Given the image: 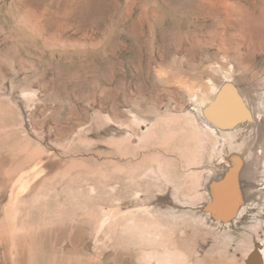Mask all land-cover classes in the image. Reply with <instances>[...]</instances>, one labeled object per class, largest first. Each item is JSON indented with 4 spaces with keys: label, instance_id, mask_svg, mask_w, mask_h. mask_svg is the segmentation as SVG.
Here are the masks:
<instances>
[{
    "label": "rangeland",
    "instance_id": "obj_1",
    "mask_svg": "<svg viewBox=\"0 0 264 264\" xmlns=\"http://www.w3.org/2000/svg\"><path fill=\"white\" fill-rule=\"evenodd\" d=\"M263 239L264 0H0V264Z\"/></svg>",
    "mask_w": 264,
    "mask_h": 264
},
{
    "label": "bare ground",
    "instance_id": "obj_2",
    "mask_svg": "<svg viewBox=\"0 0 264 264\" xmlns=\"http://www.w3.org/2000/svg\"><path fill=\"white\" fill-rule=\"evenodd\" d=\"M205 92H206V91H205ZM198 93H199V92H198ZM206 93H207V92H206ZM200 95H201V94H200ZM202 95H203V94H202ZM197 96H198V95H197ZM198 97H199V96H198ZM238 119H240V118L235 119L233 122H231V123L229 124V125H230V128L233 127V126H232L233 124H236V122L238 121ZM161 164H162V163H161ZM157 173H158V172H157ZM189 187H190V186H189ZM184 194L186 195V197H187V196H190V198H191L192 196H195V194L193 195V191H192V189H189V192H187V191H186V193L184 192ZM185 195H184V196H185ZM37 197H38V196H37ZM18 208H19V207H18ZM146 222H147V221H146ZM142 223H144V222H142ZM142 223H141V224H142ZM53 224H54V223H53ZM149 224H150V223H149ZM146 225H148V224L146 223ZM151 226H152V225H149L147 231H150ZM140 227H141V225H140ZM143 227H144V229H143V228H142V229L146 231V229H145V228H146L145 225H144ZM168 227H169V226H168ZM153 228H154V227H153ZM127 229H131V228H127ZM140 230H141V229H140ZM140 230H139V231H140ZM151 231H152V230H151ZM152 232H153V231H152ZM162 235H164V234H162ZM164 236H165V235H164ZM164 236H163V237H164ZM152 238H153V237H152ZM232 238H233V237H232ZM153 239H154V238H153ZM153 239H152V240H153ZM263 240H264V239H263ZM240 241H241V239H240ZM247 241H248V240H247ZM156 242H157V241H156ZM232 242H233V241H232ZM242 242H246V241H242ZM246 243H248V242H246ZM244 244H245V243H244ZM244 244H243V245H244ZM253 244H254V243H253ZM183 245H184V244H183ZM243 245H241V247H242ZM245 246H246V244L244 245V247H245ZM169 247H170V246H169ZM247 247H248V246H247ZM247 247H246V248H247ZM236 248H238V246H237ZM248 248H250V247H248ZM167 249H168V247H167ZM240 249L242 250V248H240ZM250 249H251V248H250ZM168 250H169V249H168ZM174 252H176V251H174ZM185 252H186V250H185ZM223 252H224V250H223ZM224 253H225V252H224ZM165 254H166V253H165ZM176 254H177V252H176ZM263 254H264V251H263V253H262L261 255L264 256ZM179 255H180V254H179ZM239 255H240V254H239ZM240 256H241V255H240ZM244 256H245V255H244ZM171 257H172V256H171ZM188 257H189V256H188ZM236 257H237V256H236ZM165 258L169 259L170 256H169V255H166ZM205 258H206V257H205ZM239 258H241V257H239ZM263 258H264V257H263ZM185 260H186V259H185ZM215 260H216V259H215ZM221 260H222V259H221ZM263 260H264V259H263ZM157 261H158V260H157ZM157 261H156V262H157ZM162 261H163V260H162ZM227 261H228V260H227ZM235 261H236V259H235ZM204 262H205V261H204ZM232 262H233V259H232ZM242 262H244V261H242ZM211 263H212V262H211ZM223 263H224V262H223ZM233 263H234V262H233ZM240 263H241V262H240ZM205 264H206V263H205ZM231 264H232V263H231ZM234 264H235V263H234ZM238 264H239V263H238Z\"/></svg>",
    "mask_w": 264,
    "mask_h": 264
},
{
    "label": "water",
    "instance_id": "obj_3",
    "mask_svg": "<svg viewBox=\"0 0 264 264\" xmlns=\"http://www.w3.org/2000/svg\"><path fill=\"white\" fill-rule=\"evenodd\" d=\"M248 264H263V257L259 251H253L249 255Z\"/></svg>",
    "mask_w": 264,
    "mask_h": 264
}]
</instances>
